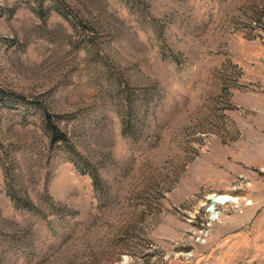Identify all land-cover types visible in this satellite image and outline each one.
I'll use <instances>...</instances> for the list:
<instances>
[{
	"label": "rangeland",
	"instance_id": "374dc122",
	"mask_svg": "<svg viewBox=\"0 0 264 264\" xmlns=\"http://www.w3.org/2000/svg\"><path fill=\"white\" fill-rule=\"evenodd\" d=\"M0 264H264V0H0Z\"/></svg>",
	"mask_w": 264,
	"mask_h": 264
},
{
	"label": "trees",
	"instance_id": "16d2710c",
	"mask_svg": "<svg viewBox=\"0 0 264 264\" xmlns=\"http://www.w3.org/2000/svg\"><path fill=\"white\" fill-rule=\"evenodd\" d=\"M2 94L7 95L6 93H2ZM11 97H13L12 99H15L16 102H18V101L24 102L25 101L24 99H22L20 97H14V96H11ZM28 103L30 104L31 102H28ZM44 116L46 118L47 131L50 134L52 141L53 142H66L67 141L66 134L59 131V129L53 123H51L50 117L47 114ZM73 162H74V164L77 165L76 161H73ZM91 178H92L94 186L95 185L97 186V177L95 175H91Z\"/></svg>",
	"mask_w": 264,
	"mask_h": 264
},
{
	"label": "bare ground",
	"instance_id": "6f19581e",
	"mask_svg": "<svg viewBox=\"0 0 264 264\" xmlns=\"http://www.w3.org/2000/svg\"><path fill=\"white\" fill-rule=\"evenodd\" d=\"M209 201H211V204L213 206L216 205H225L228 203H235L236 199L231 198L230 196H225V195H213L209 197Z\"/></svg>",
	"mask_w": 264,
	"mask_h": 264
},
{
	"label": "built area",
	"instance_id": "2783aa9c",
	"mask_svg": "<svg viewBox=\"0 0 264 264\" xmlns=\"http://www.w3.org/2000/svg\"><path fill=\"white\" fill-rule=\"evenodd\" d=\"M216 209H217V208H215V210H213V211H215V212H216V211H217ZM213 211H212V212H213ZM213 213H214V212H213ZM214 214H215V213H214ZM215 218H218V217L216 216ZM216 220H217V219H216Z\"/></svg>",
	"mask_w": 264,
	"mask_h": 264
}]
</instances>
